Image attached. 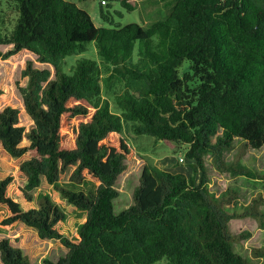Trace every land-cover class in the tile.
Wrapping results in <instances>:
<instances>
[{
  "label": "trees",
  "instance_id": "trees-1",
  "mask_svg": "<svg viewBox=\"0 0 264 264\" xmlns=\"http://www.w3.org/2000/svg\"><path fill=\"white\" fill-rule=\"evenodd\" d=\"M9 2L17 19L9 33L0 30V47L11 46L0 50V59L26 49L55 73L50 79L49 69L30 62L23 70L29 132L15 107L0 111V230L23 223L40 238L59 240L66 254L46 264H151L163 258L164 264H253L233 250L248 233L232 234L228 223L252 216L264 228V196L243 205L232 188L212 194L204 155L220 170L262 178L237 161L226 165L223 151L233 148L234 138L252 148L264 145V0H174L164 19L146 27L96 26L77 4L85 0ZM90 41L109 75L90 59L61 73L64 57ZM113 80L122 86L115 93L120 114L101 95L102 85ZM129 122L131 134L183 150L199 165L200 182L144 166L132 203L115 213L116 182L134 156L120 135ZM11 169L23 182L14 196L8 194ZM83 183L93 188H78ZM67 214L83 216L71 237L57 226ZM252 253L264 255V249ZM0 260L31 264L8 238L0 240Z\"/></svg>",
  "mask_w": 264,
  "mask_h": 264
},
{
  "label": "rangeland",
  "instance_id": "rangeland-1",
  "mask_svg": "<svg viewBox=\"0 0 264 264\" xmlns=\"http://www.w3.org/2000/svg\"><path fill=\"white\" fill-rule=\"evenodd\" d=\"M75 2L76 0H68ZM123 0H85V3H77L78 6L86 9L90 14L93 23L101 27H118L128 23H137L143 27L152 22L164 19L171 11L174 0H124L132 7L128 10L123 6ZM13 6L9 0H0V30L2 34L9 33L15 25L17 13L13 12ZM101 11L107 12V19L101 17ZM10 45L1 46L0 50L6 52ZM137 43L133 51V59L136 57ZM81 59L96 61L102 70L103 76L109 75V66L101 61L94 41L86 43L85 49L66 55L62 60L59 70L63 74H70L75 63ZM27 62L36 68H47L50 71V79L54 78L55 68L47 63L38 60L37 55L22 49L5 59H0V111L5 106H12L18 110L19 124L23 126L24 132L33 128V121L27 114L23 104L21 89L28 83V77L23 75ZM188 65L185 60L179 71H183ZM109 87L102 85L101 95L109 103L110 110L120 114L116 105L115 93L122 90L121 83L110 81ZM123 125L120 135L125 138L133 150L134 156L126 161L125 170L118 176L116 188L119 191L117 198L113 200L115 213L128 207L132 203V192L138 184L141 171L144 166L153 169H164L173 173H183L195 185L200 182L202 171L195 161L185 157L183 150H171L162 141L156 140L147 134L133 135L130 132V125ZM24 137L21 144L26 142ZM182 160H181V159ZM223 160L228 166L235 167L238 164L246 167L250 172L262 176L250 177L246 174L233 173L227 169H218L211 161L209 154L204 155V169L207 176V187L215 196L232 188L243 205H246L257 195L264 196V145L259 148L244 146L243 141L234 138L233 148L223 151ZM14 175V181L8 188V194L14 196L18 187L22 185V179L14 169L10 170ZM78 188L87 190L93 188L89 183H83ZM41 191L35 190V193ZM264 210V205H262ZM83 221V216L67 214L64 222L58 223V228L67 237L73 236L77 225ZM228 229L232 234H242L240 241L233 243V250L253 264H263L264 255H254L253 249H264V228H259L254 217L233 218L228 223ZM8 238L10 243L25 254L31 264H46L45 260L56 261L64 256L67 248L56 239L40 238L37 230L26 224L20 223L11 230H0V240ZM165 259H159L151 264H164ZM0 264H2L0 260Z\"/></svg>",
  "mask_w": 264,
  "mask_h": 264
},
{
  "label": "built area",
  "instance_id": "built-area-1",
  "mask_svg": "<svg viewBox=\"0 0 264 264\" xmlns=\"http://www.w3.org/2000/svg\"><path fill=\"white\" fill-rule=\"evenodd\" d=\"M181 159V158H180ZM182 160V159H181Z\"/></svg>",
  "mask_w": 264,
  "mask_h": 264
}]
</instances>
